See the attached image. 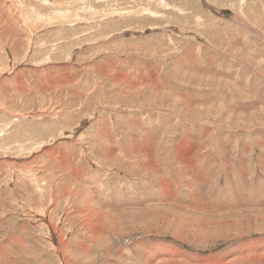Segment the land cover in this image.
<instances>
[{
  "label": "rangeland",
  "instance_id": "obj_1",
  "mask_svg": "<svg viewBox=\"0 0 264 264\" xmlns=\"http://www.w3.org/2000/svg\"><path fill=\"white\" fill-rule=\"evenodd\" d=\"M0 264H264V0H0Z\"/></svg>",
  "mask_w": 264,
  "mask_h": 264
},
{
  "label": "bare ground",
  "instance_id": "obj_2",
  "mask_svg": "<svg viewBox=\"0 0 264 264\" xmlns=\"http://www.w3.org/2000/svg\"><path fill=\"white\" fill-rule=\"evenodd\" d=\"M234 223V222H233ZM260 253V252H259ZM256 256V255H255ZM257 257V256H256ZM259 258V257H258ZM257 259V258H256Z\"/></svg>",
  "mask_w": 264,
  "mask_h": 264
}]
</instances>
